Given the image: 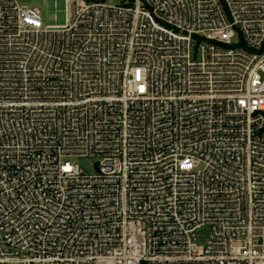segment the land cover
Masks as SVG:
<instances>
[{
    "label": "built area",
    "instance_id": "2783aa9c",
    "mask_svg": "<svg viewBox=\"0 0 264 264\" xmlns=\"http://www.w3.org/2000/svg\"><path fill=\"white\" fill-rule=\"evenodd\" d=\"M66 9L0 0V264H264V0Z\"/></svg>",
    "mask_w": 264,
    "mask_h": 264
},
{
    "label": "rangeland",
    "instance_id": "374dc122",
    "mask_svg": "<svg viewBox=\"0 0 264 264\" xmlns=\"http://www.w3.org/2000/svg\"><path fill=\"white\" fill-rule=\"evenodd\" d=\"M21 4L36 6L41 10L44 25L64 24L67 20L66 0H19ZM110 3H119L122 0H103ZM74 163H78L85 172H94L93 159L90 157L78 156L73 159ZM209 226H204L198 230V240L205 243L210 235Z\"/></svg>",
    "mask_w": 264,
    "mask_h": 264
}]
</instances>
